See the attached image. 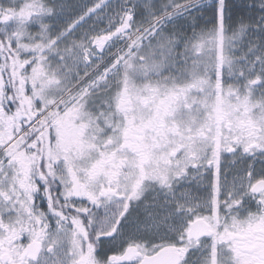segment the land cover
<instances>
[{"label":"snow or ice","instance_id":"6c2138e0","mask_svg":"<svg viewBox=\"0 0 264 264\" xmlns=\"http://www.w3.org/2000/svg\"><path fill=\"white\" fill-rule=\"evenodd\" d=\"M0 264H264V0H0Z\"/></svg>","mask_w":264,"mask_h":264}]
</instances>
